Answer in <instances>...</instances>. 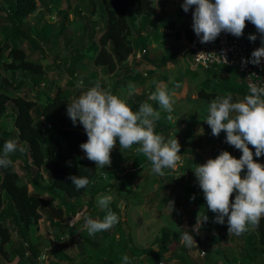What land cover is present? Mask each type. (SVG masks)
Listing matches in <instances>:
<instances>
[{"label":"rangeland","instance_id":"rangeland-1","mask_svg":"<svg viewBox=\"0 0 264 264\" xmlns=\"http://www.w3.org/2000/svg\"><path fill=\"white\" fill-rule=\"evenodd\" d=\"M10 1L0 0V67L2 68L3 77L0 84L4 85L8 97L12 98L13 95H19L33 100L41 106L48 99L50 100L54 96L55 90L60 87L66 99L72 101L78 92L86 91L94 86L97 81L101 83L102 87L111 88L110 83L118 81L120 78L123 79L132 70L135 74L140 73L144 81L137 84L125 77L124 86L117 90V95L127 102L131 99L135 103L133 111H136L142 103H149L153 107L157 106L158 110L161 111V120L169 121L172 125L164 135L165 141L176 138L181 145L179 152L181 161L175 170L168 172L164 169L165 174L160 176L152 172V165L149 160H146V165L140 168L138 172L131 170L133 173L125 183L127 185L124 186L126 195L118 201V208H120L122 216L121 226L116 227V231L109 237L103 249L99 247L97 249L96 242L83 243V249H81L83 254L79 253L77 239L80 238V234L85 232L84 229H87L85 218L103 220L106 210L98 205V197L111 195L113 198V181L108 177V174L115 171L114 156L111 155V165L105 167V171L100 174L101 178L93 183L92 189L77 199H67L61 193L52 191L48 185L46 175L43 176V181H41L40 178L33 175L32 170L28 180L34 179L36 184L29 182L27 186L29 192L38 195L54 206H61L66 201L75 209L73 213H66L63 220V225L73 229L71 234L73 240L70 237L67 240L68 236L65 238L68 233L67 229L59 233L56 227L51 228L48 211L43 213L41 221L31 227L28 237L33 244L39 247L42 255H47L46 251L43 250L46 243L49 247L47 251H52L51 249L55 247V252L57 251L65 257L62 259L53 256L46 257V259L40 258L39 264H73V262L75 264H107L110 261L112 264H124L122 260L124 255H127L129 259L133 255L137 257L135 262H131V264H148L145 254H142V252L149 249L157 251L158 245L156 243L165 236L162 232L165 228H171L169 234L165 236L168 239H166V242L169 247L160 264H227L226 261L228 262V260L238 261L239 257L235 252L238 239L234 241L232 237L234 234L221 231L219 226L213 228L215 235L217 233L222 235L219 234V242L212 240L208 233H204L203 229L199 232V236L203 238L205 244L204 247L199 249H197V245L195 246L196 241L193 246L189 247L181 242V236H177V234L182 235L189 232L195 240L199 222L192 226L189 223L193 220L191 214L199 209L197 205L199 193H194L195 199L190 202L189 214L183 213L181 220L173 221L177 208L180 210L179 205L182 206L183 203V200H180L182 199V193L189 186L186 179L193 174L189 173L188 162H198L199 157L207 161L212 158L211 151L213 148L225 151L229 148L236 149L226 143L225 132L222 131L219 137L213 136L211 128L205 121L208 115V105L212 100L200 99L197 96V90L199 84L208 77L206 70L199 66L196 68L187 66L185 67L187 68L186 71L183 67L170 65L166 67L167 69L164 72L159 71L157 74L149 75L144 69V63L140 56L135 57L136 59L129 58L130 60L118 67L116 73L106 74L104 71L95 69L90 61L95 55L92 52V45L96 47L98 38L101 36L98 33L97 5L95 14L90 15L92 6L87 1L70 0L68 3L67 0H41L38 3V13L24 21L23 31L28 34L29 38L17 41L18 45L26 51V58L30 62L40 65L46 71V76L41 78L46 82L38 86H32L31 81L35 78L34 76L22 74L19 71L13 75L12 72H7L3 68V66L5 67L11 63L8 58L10 46L5 41V37L10 35V30L14 27L8 19ZM153 1L158 4L157 0ZM167 8V10L174 12L170 6ZM75 9L78 11L77 13L74 12ZM155 13L159 15L160 9L156 8ZM39 30L45 31L46 36H44V39L40 40ZM45 39L47 40L45 41ZM31 40H34L35 45ZM174 46L178 48L177 44ZM165 78H167L166 81H164ZM81 79L83 80V87L78 88L77 82ZM198 81L200 83L196 85ZM19 82H22L23 85H19ZM129 84L134 85L135 89L131 95H129ZM177 84L180 87H176ZM157 85L166 86L170 92H177L174 93V110L171 113L161 110L156 101L149 99L151 93L155 92ZM194 85H196V88H194ZM171 89L177 90L171 91ZM215 89L217 92H224L223 88L221 89L218 86ZM12 106L13 104L10 102L7 105V112L0 119V141L4 139L3 134H14L15 125ZM169 115L172 117L171 120L167 119ZM75 127L80 132L85 133L81 125L78 124ZM115 149H117V145ZM136 149L132 146L129 152L136 153ZM184 151L189 153L185 154ZM10 159L12 160V154ZM119 161H122V157H118L117 162ZM13 164L18 175L23 177L24 170L20 162L15 161ZM34 170L37 171L35 168ZM184 171L185 173H183ZM172 174L179 176V180L184 179L182 192L181 190L174 191V184L166 180ZM22 181L24 182V180ZM170 202H174L172 207ZM205 204L207 205L206 201ZM62 208L65 209L64 206ZM180 212L182 211L180 210ZM225 222L227 223V218ZM1 223L8 228L12 237L11 243L3 248L4 253L10 257L9 261H3L4 264H33L28 255L24 256L27 258L24 261L15 257V252H18L20 245V238L15 229H12L5 219H2ZM176 226H178L177 229H175ZM128 234L132 239L134 250H132V246H128ZM83 236L85 235L83 234ZM192 247L196 249H192Z\"/></svg>","mask_w":264,"mask_h":264},{"label":"trees","instance_id":"trees-1","mask_svg":"<svg viewBox=\"0 0 264 264\" xmlns=\"http://www.w3.org/2000/svg\"><path fill=\"white\" fill-rule=\"evenodd\" d=\"M40 1L41 0H11L9 2L10 12L8 13V19L12 22L14 27L10 30V35L5 37V41L8 42L10 46L8 58L11 63L5 67L3 66V68H5L7 72H12L13 75L19 71L22 74L25 73L34 76L35 78L31 81L32 86H38L46 82L41 79L46 76V71L40 65L30 62L26 58V51L18 45L17 41L29 38L27 36L28 34L23 31L24 21L38 13V3ZM69 1L70 0H67L68 3ZM76 1H87V3L92 6V11L90 13L87 11L90 15L95 14L97 5V14L99 16L97 21L99 25L98 33H100L101 36L98 38L97 46L95 47L92 45V52L95 55L90 61L95 69L104 71L106 74L116 73L121 64L126 62L129 58L135 59L137 53L142 54L144 52L147 55L149 35L155 37L161 25L166 23L163 17L161 19L164 23L158 24L157 20H151L153 0ZM13 3L14 6L12 7ZM162 3L163 2L159 3V5H162ZM161 8H163V5ZM74 12L77 13L78 11L75 9ZM166 26H168V29H172L174 23L171 21L167 22ZM151 28L153 32H150ZM44 30L38 31L40 40L44 39V36H46ZM145 33L147 35L144 38L143 35ZM46 40L47 39H45V41ZM31 42L33 43L34 40H31ZM33 44L35 45V42ZM192 44L195 45L196 40L192 41ZM31 46L33 47L32 44ZM146 55L142 56L143 61L147 59ZM1 70L2 68L0 67V82H2L1 80L3 79ZM205 70L208 77L199 84L197 96L202 100L210 101L217 96L223 97L231 94L234 101L235 91L231 93L224 90L222 93L217 92L215 87L221 86L227 79L235 80V75H238V73L226 67L219 69L211 67ZM220 73H222L225 79L219 76ZM125 77L127 80L137 84H141L144 81L143 76L138 72L135 74L129 71ZM125 77L109 84L113 94L117 95V90L121 86H124ZM18 84L23 85L22 82ZM51 85H53V83H51ZM206 87H208V89H206ZM243 88L244 91H246V95L250 94V90L247 89L245 85ZM80 94L81 92H78L75 99L78 98ZM72 101L67 100L62 89L58 87L55 90L54 96L40 106L37 102L19 95H13L12 98L8 97L4 85L0 84V119L7 112V105L11 102L13 104L15 125L14 134H3L4 139L0 141V154H2L3 145L6 141L10 139L16 140L21 150L12 154V161H19L24 170V176L21 177L15 170L14 164L7 169L0 168V264H4L5 262L3 261H9L10 257H8V254L4 253L3 248L9 245L12 240L11 232L1 223L2 219H5L12 229H15L16 234L20 238V245L18 252H15V257L24 261L27 259L24 256L28 255L33 264H37L38 260L41 258V253L39 252L38 246L30 241L28 235L31 227L43 219V213L46 211H48L49 214L48 217L51 228L56 227L59 233L67 229L68 233L65 235V238L69 236L70 239L73 240L71 236L73 229L63 225V220L66 213H73L75 209L66 201L63 202L61 206H54L38 195L29 192L27 187L29 182L36 184L34 179L31 181L28 180L32 170L33 175L40 178L41 181H43V176L46 175L51 190L59 194L61 193L64 198L67 199L80 198L90 191L93 187V183L100 179V174L105 171V168H97L94 162L89 161L79 147L81 143L87 141L88 137L85 133L80 132L73 126L71 119L67 115V104ZM127 103L133 110L135 103L131 99L128 100ZM154 108L158 110L157 106H154ZM161 119L162 117L155 122V131L164 136L172 125L169 121H162ZM133 146L136 148L139 147V145ZM231 149L234 151V148H229L227 151L231 153ZM221 151L225 150L213 148L211 157L218 156ZM252 151L255 153L253 147ZM184 153L188 154L189 152L184 151ZM111 155L114 156L113 164L115 171L109 172L108 174V177L113 181V199L109 207L118 216V223L111 229L98 232L95 235H89L87 229H84L86 233L83 232L80 234V238L77 239L79 242L78 250L80 254H83L81 250L83 249V243L91 244L92 242H96L97 249L105 248L104 246L108 242L109 237L116 231V227L121 226L122 216L121 210L118 208V201L126 195L124 186L127 185L125 183H127L128 178L133 173L131 170L138 172L148 161L142 153H138L137 151L132 154V152H129V149L120 150L118 143L117 149H115ZM118 157H122V161L117 162ZM254 159L261 163V159L263 158L262 156L259 158L254 156ZM69 161L71 162V166H69ZM205 162L206 161L202 157L198 158V162H188L187 167L189 173L193 174L186 179L189 186L188 189L184 190L182 193V199H180L183 200L182 206L178 204L182 212L177 208V213L173 219V221L177 219L181 220L183 213L188 215L191 209L190 202L194 200L191 199V197H193L194 193L200 194L197 203L199 209L191 214L193 220L189 223V225L192 226L196 224V222H199L197 234H195V241L198 246L197 249L205 245L203 238L199 236V232L202 229L204 233H208L211 239H214L216 242L220 241L221 234H214L213 228L215 226H219L221 231L228 233L226 222L223 225L214 222V214L208 211L203 192L199 188L193 172L197 164H203ZM34 168L37 171H35ZM165 170L168 172L171 171L170 169ZM183 173H185V171ZM70 175L87 176L90 180V184L86 188L77 191L71 180L68 179ZM22 180H24V182ZM166 180L174 184V191H180L184 187V179L179 180L175 178L173 174L168 176ZM62 206H64L66 210L63 209ZM205 215L208 216L207 222H203ZM177 228L178 226L175 227V229ZM169 230H171V228H165L162 232L167 236L169 234L168 232H170ZM83 234L85 236H83ZM165 236H163L161 241L156 243L158 245L157 251L149 249L148 251L142 252V254H145V259L148 264H160L163 255L168 252L169 246L166 242L167 237ZM177 236L182 237L183 234H177ZM232 237L234 241L238 239L235 252L239 258L238 261L228 260V262L226 261L227 264H264V216L261 217L258 228L239 236L234 234ZM128 246H132V250L135 249L129 234ZM192 249L196 248L192 247ZM61 255V253L56 251L50 256L54 258L61 257V259L65 258ZM130 259L133 263L137 257L133 255ZM73 264H75V262H73ZM107 264H112V262L110 261Z\"/></svg>","mask_w":264,"mask_h":264},{"label":"clouds","instance_id":"clouds-1","mask_svg":"<svg viewBox=\"0 0 264 264\" xmlns=\"http://www.w3.org/2000/svg\"><path fill=\"white\" fill-rule=\"evenodd\" d=\"M193 6L192 29L202 44L214 42L222 32L241 37L245 22L253 24L262 46L242 63L261 64L264 58V0H214V3L212 0H183L181 5L185 13ZM249 39L254 42L257 36L251 34ZM77 87H83L82 79ZM128 88L129 95L133 94L134 85L129 84ZM173 97L174 92L157 85L149 99L156 101L161 110L171 113L175 103ZM66 112L73 126L83 127L88 139L79 147L97 168L111 165V152L117 143L120 150L139 145L136 151L151 162L152 172L160 176L165 174L164 169L175 170L181 161L178 140L165 141V137L155 131L161 111L149 103H142L133 111L125 99L113 94L110 88L102 87L99 81L68 103ZM167 119L171 120V115ZM205 121L213 136L219 137L225 132L226 143L242 152L240 158H236L228 151H221L214 159L197 164L193 171L207 209L214 214V222L223 225L227 218L228 233L239 236L258 228L264 216V164L254 160V155L257 158L264 155V87L250 85V94L238 102H233L231 94L217 96L208 105ZM18 150L21 149L16 140L6 141L0 154V168L12 166L10 155ZM68 163L71 166V162ZM68 179L77 191L90 184L87 176L70 175ZM112 199L111 195L98 197V205L106 210V215L103 220L85 218L89 235L109 230L118 223V216L109 207ZM191 199H195V195ZM173 203L170 202L171 207ZM207 221L205 215L203 222ZM181 242L189 247L195 244L189 232L183 234ZM122 260L124 264H131L127 255Z\"/></svg>","mask_w":264,"mask_h":264},{"label":"crops","instance_id":"crops-1","mask_svg":"<svg viewBox=\"0 0 264 264\" xmlns=\"http://www.w3.org/2000/svg\"><path fill=\"white\" fill-rule=\"evenodd\" d=\"M157 1L158 4H156V1H154L152 6L151 20L153 19H155V21L157 20L158 24L164 23L162 22L161 19L163 17L164 20H166L165 21L166 23H164V25H161L155 37L153 36L151 37L149 35L148 43H147L148 44L147 55L144 52H143L144 54L138 53L136 58L146 55L147 59L146 60L144 59V61L142 62L144 63L143 64L144 69L148 72L149 75L157 74L159 71L164 72L167 69L166 67L170 65L179 66L183 68L187 66H190L191 68L198 67L197 65L195 66L192 62V57L194 55L193 48L195 47V45L192 44V41H195L194 40L195 33L192 29V12L194 11L195 6L190 8L189 11L185 13L181 7L183 0H157ZM161 2H163L162 3L163 8H161L162 5H159V3ZM166 6L167 7L170 6L171 9L174 10V12H172L171 10H167L168 8ZM156 8L160 9L159 15L158 14L156 15L155 13ZM170 21L174 23V27L173 28L171 27L172 29H168V26H166L167 22ZM245 23H246V27L244 29L243 36L238 38L241 41L243 40L250 47H257V48L261 47L262 43H261L260 34L257 32L255 26L248 21H246ZM151 31L153 32L152 28L150 32ZM251 34H255L257 36V39L254 42L249 39V35ZM146 35H147L146 33L143 35L144 38L146 37ZM175 44L178 45V48L177 46H174ZM185 70L187 71V68H185ZM219 76L225 79L222 73H220ZM235 76H236L235 80L227 79L224 81V84L221 83L222 85L219 87L221 89L223 88V90H225L226 92L229 91L232 93L235 91L234 92L235 98L233 102H238L244 99V97L246 96V91H244L243 88L244 84L242 83L243 81L241 77H239L237 74ZM166 79L167 78H165L164 81H166ZM205 80L206 78L204 79V81ZM199 83L200 81H198L196 85H198ZM196 85H194V88H196ZM173 90L176 91L177 89H171V91ZM178 91L180 90L178 89ZM251 150H252V146H251ZM231 154L236 158H240L242 152L240 150L234 149V151L233 150L231 151ZM261 164H264L263 159H261ZM196 245L197 244H195V246ZM43 248H44L43 250L46 251L47 255L45 256L42 255L41 253V256L44 257L45 259L46 257L50 258L51 257L50 255L55 252V247L51 249L52 251H47L49 247L46 243ZM38 263L39 260L37 264Z\"/></svg>","mask_w":264,"mask_h":264},{"label":"built area","instance_id":"built-area-1","mask_svg":"<svg viewBox=\"0 0 264 264\" xmlns=\"http://www.w3.org/2000/svg\"><path fill=\"white\" fill-rule=\"evenodd\" d=\"M212 2L214 3V0ZM194 40H196V44L193 48L192 62L195 66L204 69L226 67L238 73L247 89L250 90V85L264 87V58L258 66L251 63H242V60L251 58V53L257 47H250L238 37L224 32L214 42L202 44L196 35ZM249 147L251 149V145ZM262 158L264 161V155H262ZM234 197L235 192L232 198L234 199Z\"/></svg>","mask_w":264,"mask_h":264},{"label":"water","instance_id":"water-1","mask_svg":"<svg viewBox=\"0 0 264 264\" xmlns=\"http://www.w3.org/2000/svg\"><path fill=\"white\" fill-rule=\"evenodd\" d=\"M69 239V236L67 237V240ZM41 259H44V257H41Z\"/></svg>","mask_w":264,"mask_h":264}]
</instances>
